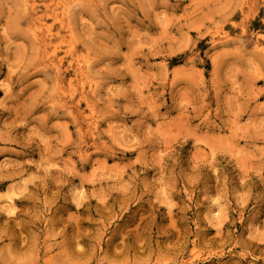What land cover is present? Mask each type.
I'll list each match as a JSON object with an SVG mask.
<instances>
[{
	"label": "rangeland",
	"instance_id": "obj_1",
	"mask_svg": "<svg viewBox=\"0 0 264 264\" xmlns=\"http://www.w3.org/2000/svg\"><path fill=\"white\" fill-rule=\"evenodd\" d=\"M0 264H264V0H0Z\"/></svg>",
	"mask_w": 264,
	"mask_h": 264
}]
</instances>
